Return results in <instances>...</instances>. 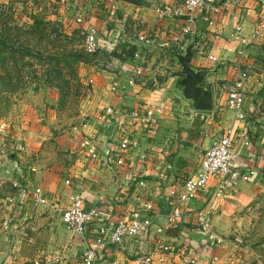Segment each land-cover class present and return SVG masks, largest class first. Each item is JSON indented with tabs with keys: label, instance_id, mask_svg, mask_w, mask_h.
<instances>
[{
	"label": "crops",
	"instance_id": "obj_1",
	"mask_svg": "<svg viewBox=\"0 0 264 264\" xmlns=\"http://www.w3.org/2000/svg\"><path fill=\"white\" fill-rule=\"evenodd\" d=\"M210 1L220 12L213 14L206 8L190 12L184 0H66L55 4L66 33L98 31L99 49L80 75L83 83L90 82L85 104L89 118L56 138L52 154L38 153L39 148L27 144L23 154L7 157L13 145L0 140V264H55L58 256H63L64 264H81L101 226L111 230L120 220L147 217L163 227L165 239L176 243L183 236L192 247L204 250L205 259L210 258L215 240L222 239L234 213L255 198L260 180L240 181L220 190L225 178L214 177L195 200L179 206L183 221L178 230L167 222L177 206L172 203L178 202L186 182L200 171L207 151L233 128L240 134L249 125L253 148L245 154V163L264 172V124L259 120L264 113L256 106L264 105V83L259 92L249 91L255 93L251 97L257 103L249 105L246 100V120H237L227 106L228 92L236 82L234 65L242 63V69L250 71L257 60L252 55L255 41L250 46L244 41H251L263 5L257 0ZM158 10L164 11L163 18ZM79 16L84 18L82 24L76 22ZM188 25L198 35L192 65L209 71L205 85L214 93L209 112L194 110L179 86L182 74L175 53L182 52L181 46L194 36H182ZM176 36L180 43L174 42ZM136 68H141L140 76ZM249 79L247 94L254 87ZM132 80L134 85H130ZM116 81L126 89L113 92ZM149 111L154 114L152 126L143 123ZM135 112L139 120L129 116ZM46 127L42 132L50 134ZM123 136L133 139L136 146L123 151L119 146ZM119 160L124 165L119 166ZM37 188L50 207L37 205L29 197ZM76 194L86 210L103 212L88 226L85 239L76 237L62 222V212ZM202 224L207 231L201 230ZM158 238L151 230L120 246H100L96 264H139L143 251L154 261L160 254ZM202 243L205 246L200 248Z\"/></svg>",
	"mask_w": 264,
	"mask_h": 264
},
{
	"label": "rangeland",
	"instance_id": "obj_2",
	"mask_svg": "<svg viewBox=\"0 0 264 264\" xmlns=\"http://www.w3.org/2000/svg\"><path fill=\"white\" fill-rule=\"evenodd\" d=\"M55 4L56 2L51 0H0V33L7 35V29L11 30V46L21 45L22 42L32 45L42 42L41 44L47 46L52 53H57L55 46L66 45L63 37L70 34L66 33L65 21L58 15L59 10ZM260 4L263 5V14H257L254 31L258 30L261 21L264 23V0L259 2ZM32 16L56 23L59 31L54 32L51 39L40 38L41 34L38 33L28 34L30 28L24 27L25 20L30 22ZM50 29L48 28L47 32ZM75 36H72V47L82 50L88 59L87 62L78 64L75 74L69 70L65 60L57 64L59 60L39 61L11 49H6L0 55V140L4 139L10 146L13 145L14 149L10 153L3 145L7 157L11 154L16 156V152L23 154L27 144H34L32 149L39 148L38 153L52 154L56 150V138H62L89 118L85 104L89 97L90 82L83 83L80 75L86 71L85 66L92 64L91 54L85 51L82 39ZM252 49V55L257 60L250 70L249 80L253 82L254 87H249L248 90L246 100L249 105L256 102L251 97L255 93L249 91L259 92L264 83V34L253 43ZM55 69L60 72L62 70L61 77ZM52 71L54 72L50 75ZM256 106L259 107L258 110L261 106V112L264 113V105L257 103ZM259 116L260 114L255 117ZM45 125L50 134L42 132ZM51 137L54 139H49ZM16 147L21 149L17 150ZM24 159L26 160L25 157ZM9 185L13 188L11 181ZM256 185L255 198L234 213L231 224L220 236L223 242L209 252L210 258L205 259L202 256L203 249V252H200L181 236L179 242H172V253H160L152 264H264L263 174ZM196 226L195 228H200ZM203 245L202 243L199 247Z\"/></svg>",
	"mask_w": 264,
	"mask_h": 264
},
{
	"label": "built area",
	"instance_id": "obj_3",
	"mask_svg": "<svg viewBox=\"0 0 264 264\" xmlns=\"http://www.w3.org/2000/svg\"><path fill=\"white\" fill-rule=\"evenodd\" d=\"M57 4H65L66 0H53ZM111 1V0H110ZM234 2H241L242 0H233ZM262 2V0H258ZM185 8L194 12L200 9H209L213 14H217L220 12L219 6H213L210 0H184ZM160 13V18L164 17V11L158 10ZM210 25L213 24L211 18L207 17L205 19ZM76 22L78 24H82L84 22V18L79 16L76 18ZM240 30V29H239ZM194 29L191 25H188L182 29V36L192 34ZM264 34V23L261 21L258 30L254 31L252 35L251 41H244V45L250 46L253 41H256L257 38L261 37ZM81 36L84 38L83 44L84 49L88 54H95L99 49L98 42V31L96 28H89L88 30H82ZM142 41L148 42L146 39H142ZM180 38L175 37L174 42H179ZM180 43V42H179ZM183 50V46H181ZM213 59L212 57H210ZM242 63H238L234 65V71L236 72V82L235 85L228 92L227 106L230 110H232L236 114V119L239 121H243L247 119V115L245 113L246 108V98H247V85L246 82L250 78V71L247 69H242ZM136 75H141V68H136ZM135 81H130V85H134ZM112 91H123L126 89L125 86H122L119 82H113ZM112 110L108 109V114H111ZM129 116L133 118V120H139L138 114L130 113ZM144 119L143 123L147 125H151L154 123V114L152 111H149ZM260 122L263 120L264 124V115L259 118ZM264 129V126L262 127ZM248 129L245 127L240 134L238 129L228 130L225 136L217 143L213 144V146L207 151L205 154L204 160L202 162V166L200 171L195 175L194 178L188 180L185 184L184 192L178 194V202L172 203L173 206L170 214L167 216V222L174 228H181V224L183 221V213L180 209V205L193 201L197 198L199 192L204 190L211 179L217 176H223L225 180L220 186V190H223L225 186L231 188L237 182H252L255 180H260L262 176V172L258 170L256 167H248L245 163V154H248V151L253 148V142L249 137ZM119 146L123 151H129L132 147L136 146V142L131 139L129 136H123L119 142ZM17 150H20V147H16ZM93 154V157L96 155ZM119 166L124 165L122 160L118 162ZM262 165L264 166V160H262ZM67 185H70V181H67ZM142 185V183H141ZM173 195L177 193L175 191L172 192ZM30 198H32L33 202L37 205H41L43 207H50L49 202L46 198H44L41 190L37 188L34 192H31ZM13 202V200H10ZM103 215L98 209L86 210L85 202L79 195H73L70 198V205L63 210L62 212V222L68 231L72 232L76 237H80L82 239L86 238V232L88 226L94 222L97 218H100ZM202 229L204 231L208 230L207 225L202 224ZM151 230L157 232L159 236L156 239V251L158 253H172L173 244L172 241L165 239L164 229L162 226H155V222L153 218H136L130 220H120L113 229H108L107 227L101 226L99 229V237L95 242L88 247L83 256V260L81 264H96L97 262V251L100 246L104 245H115L120 246L126 240H132L139 238L141 236H147ZM1 237V230H0ZM221 242L220 238L215 240V246L219 247ZM55 264H64L63 256H58L54 259ZM139 264H152L153 258L150 253L141 252L140 257L138 259ZM192 263H194L192 261ZM112 264H115L112 263Z\"/></svg>",
	"mask_w": 264,
	"mask_h": 264
},
{
	"label": "trees",
	"instance_id": "obj_4",
	"mask_svg": "<svg viewBox=\"0 0 264 264\" xmlns=\"http://www.w3.org/2000/svg\"><path fill=\"white\" fill-rule=\"evenodd\" d=\"M36 17L37 16H34V17L32 16V20L30 22H27L25 20L26 23L24 27L30 28V30L28 31V34L30 32L31 34L38 33V34H41L40 38L51 39L53 33L59 31L56 28V25H57L56 23L40 20L38 17L37 18ZM4 26H7V25L4 24ZM48 28H51V29L47 32ZM20 31L21 29L18 30V32ZM10 33H11V30L9 29H7V35H3V33H0V55L6 49H11L13 52L17 51L26 57L29 56L39 61L59 60V62H56L57 64V63H60L61 60H65L68 62L67 63L68 68L69 70H71L73 74H75L76 68L79 63H85L88 60L85 54L82 52V50H76L74 47H72V41H73L72 36H75V35L64 36L63 38L64 40H66V43H65L66 45L55 46V48L57 49V53H52V51L49 50L47 46H44L41 44L42 42L36 43V45H32L30 43L25 44L24 42H22L21 45L11 46L10 44L11 36H9ZM76 36L77 38H81L82 40L84 39L80 33L77 34ZM68 41H70V43ZM54 71L59 74V77H61L62 70L61 72L57 69H55ZM54 71H52L50 75ZM47 82H51V81L47 80ZM262 92H264V88H262ZM263 176H264V172H263Z\"/></svg>",
	"mask_w": 264,
	"mask_h": 264
},
{
	"label": "water",
	"instance_id": "obj_5",
	"mask_svg": "<svg viewBox=\"0 0 264 264\" xmlns=\"http://www.w3.org/2000/svg\"><path fill=\"white\" fill-rule=\"evenodd\" d=\"M193 33L194 36L184 44L183 51L175 53L182 74L179 86L182 89L183 98L192 103L194 110L209 112L214 107V93L205 85L209 71L205 69L198 70L192 65L198 41L197 31ZM262 61L264 63V59Z\"/></svg>",
	"mask_w": 264,
	"mask_h": 264
}]
</instances>
